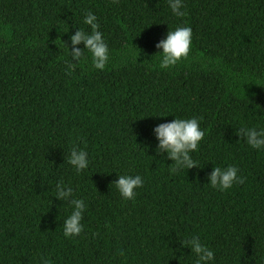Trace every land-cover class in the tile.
I'll return each instance as SVG.
<instances>
[{
    "label": "trees",
    "instance_id": "obj_1",
    "mask_svg": "<svg viewBox=\"0 0 264 264\" xmlns=\"http://www.w3.org/2000/svg\"><path fill=\"white\" fill-rule=\"evenodd\" d=\"M0 0V264H195L198 236L213 264H264V150L237 136L264 127V0ZM97 15L111 59L90 56L68 73L70 36ZM192 29L187 60L161 69L156 43ZM76 47H83L77 45ZM87 55V52H86ZM197 117L200 167L172 171L152 129ZM75 146L89 168L67 162ZM236 166L244 183L213 189V167ZM117 174H140L124 200ZM83 199L84 231L63 235Z\"/></svg>",
    "mask_w": 264,
    "mask_h": 264
},
{
    "label": "clouds",
    "instance_id": "obj_2",
    "mask_svg": "<svg viewBox=\"0 0 264 264\" xmlns=\"http://www.w3.org/2000/svg\"><path fill=\"white\" fill-rule=\"evenodd\" d=\"M168 6L175 16L183 17L185 15V11L182 10L185 7L184 0H168ZM83 23L90 26L91 31L75 28V34L70 36L72 47L69 48L63 42L70 57L67 62L69 74L78 64L86 63L89 56L92 67L99 70L105 69L111 59L109 45L103 32L100 31L97 15L90 10L87 11ZM192 36V29L187 25H177L173 30H168L165 38L159 40L155 45L160 50L156 53L158 54L159 67L167 70L182 60H187L192 49ZM81 44L82 48L76 47ZM200 123V119L197 117H175V119L160 123L152 129V133L158 141L156 153L159 156L167 154V158L174 162L172 171L178 172L183 169L200 167L198 161L192 157V153L198 151L200 142L205 136V131L201 128ZM237 136L241 137L251 148L258 151L264 150V127H241ZM67 162L77 173L87 170L90 164L87 151L75 146L70 150ZM238 172L239 169L236 166L223 168L215 166L207 175L209 181L207 184L213 189L227 191L234 184L244 183V177L238 175ZM117 176L114 184L120 196L124 200H134L137 195L136 189L142 188L144 185V178L140 174H117ZM55 197L62 202L68 201L73 206L70 215L63 223L64 237L73 238L80 235L84 231L82 220L86 211L85 201L76 199L73 195V188L62 182L56 186ZM184 243L196 255L195 264H213L215 261L214 250L202 243L198 236H193ZM42 264H51V262L42 259Z\"/></svg>",
    "mask_w": 264,
    "mask_h": 264
}]
</instances>
